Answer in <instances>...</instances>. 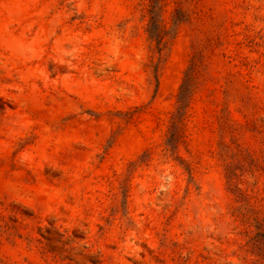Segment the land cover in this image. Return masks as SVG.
I'll use <instances>...</instances> for the list:
<instances>
[{"label": "rangeland", "instance_id": "374dc122", "mask_svg": "<svg viewBox=\"0 0 264 264\" xmlns=\"http://www.w3.org/2000/svg\"><path fill=\"white\" fill-rule=\"evenodd\" d=\"M0 264H264V0H0Z\"/></svg>", "mask_w": 264, "mask_h": 264}]
</instances>
